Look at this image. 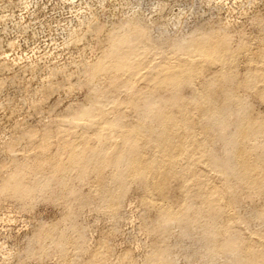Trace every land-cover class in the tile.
Listing matches in <instances>:
<instances>
[{"label": "rangeland", "instance_id": "obj_1", "mask_svg": "<svg viewBox=\"0 0 264 264\" xmlns=\"http://www.w3.org/2000/svg\"><path fill=\"white\" fill-rule=\"evenodd\" d=\"M0 264H264V0H0Z\"/></svg>", "mask_w": 264, "mask_h": 264}]
</instances>
